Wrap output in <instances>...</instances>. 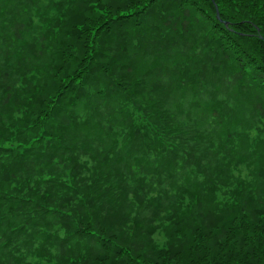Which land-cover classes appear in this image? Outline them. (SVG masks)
Wrapping results in <instances>:
<instances>
[{
	"label": "trees",
	"instance_id": "16d2710c",
	"mask_svg": "<svg viewBox=\"0 0 264 264\" xmlns=\"http://www.w3.org/2000/svg\"><path fill=\"white\" fill-rule=\"evenodd\" d=\"M0 264H264V0H0Z\"/></svg>",
	"mask_w": 264,
	"mask_h": 264
},
{
	"label": "water",
	"instance_id": "95a60500",
	"mask_svg": "<svg viewBox=\"0 0 264 264\" xmlns=\"http://www.w3.org/2000/svg\"><path fill=\"white\" fill-rule=\"evenodd\" d=\"M215 11H216V18H217V20H219V15H218V13H217V9H216V7H215Z\"/></svg>",
	"mask_w": 264,
	"mask_h": 264
}]
</instances>
